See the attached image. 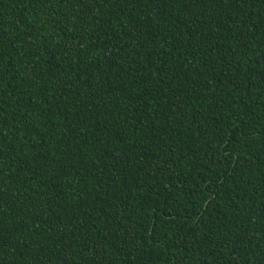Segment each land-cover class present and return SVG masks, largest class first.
<instances>
[{"label": "trees", "instance_id": "16d2710c", "mask_svg": "<svg viewBox=\"0 0 264 264\" xmlns=\"http://www.w3.org/2000/svg\"><path fill=\"white\" fill-rule=\"evenodd\" d=\"M0 264H264V0H0Z\"/></svg>", "mask_w": 264, "mask_h": 264}]
</instances>
